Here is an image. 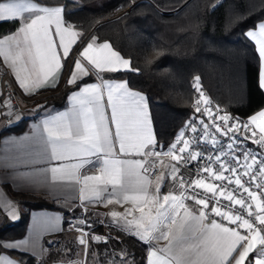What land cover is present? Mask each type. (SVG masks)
Returning a JSON list of instances; mask_svg holds the SVG:
<instances>
[{
    "label": "snow or ice",
    "instance_id": "6c2138e0",
    "mask_svg": "<svg viewBox=\"0 0 264 264\" xmlns=\"http://www.w3.org/2000/svg\"><path fill=\"white\" fill-rule=\"evenodd\" d=\"M63 12L47 0H0V23L19 25L0 38V57L26 93L62 74V59L72 58L73 46L82 37L65 21ZM254 28L245 35L256 44L261 61L259 83L264 88V20ZM96 40L93 37L74 59L67 83L79 90L69 97L71 106L47 115L30 134L5 140L16 154L0 157V167L11 169L13 180L24 185L53 190L58 184L71 190L79 186L82 204L131 203L133 207L123 213L109 215L117 224L123 221L121 231L147 246V264H264V153L242 147L251 138L264 149V111L246 123H232L235 118L221 115L218 107L213 112L211 100L201 91L193 106L208 122L199 119L198 126L197 119H191L185 125L194 134L191 139L181 130L166 151L157 150L145 96L130 89L127 81L110 82L101 75L139 70L110 43L97 44ZM93 75L100 82L85 84L84 78ZM106 108L111 109L110 118ZM241 130L244 140L238 135ZM162 157L174 163L165 164ZM49 161L57 163L51 168L36 167ZM194 161H203L195 166V173ZM158 164L169 171L156 177L153 192L150 177ZM89 165L98 166V174L81 175ZM21 167L30 170L20 171ZM166 175L171 176L173 189L161 194ZM188 201L199 207H189ZM3 206L11 208V203ZM9 214L14 217V209ZM56 220L39 219L36 239L0 242V248L34 251L39 236L51 230ZM78 239L86 257L90 240L108 238L81 231ZM154 241L163 243L157 247ZM122 252V258L112 253L113 258L94 264H133L127 251ZM0 264L18 262L0 255ZM67 264L87 261L69 260Z\"/></svg>",
    "mask_w": 264,
    "mask_h": 264
},
{
    "label": "trees",
    "instance_id": "16d2710c",
    "mask_svg": "<svg viewBox=\"0 0 264 264\" xmlns=\"http://www.w3.org/2000/svg\"><path fill=\"white\" fill-rule=\"evenodd\" d=\"M64 9L66 22L98 41H106L131 67L139 71L108 73L123 79L130 89L143 94L148 102L157 149L170 145L189 115V82L198 75L214 102L231 117L243 120L264 108V92L258 83L259 58L245 32L264 18V0H47ZM134 3L131 7L130 5ZM129 11L124 12L127 8ZM107 20V21H105ZM96 25L98 22H101ZM96 25V26H95ZM75 87V86H74ZM72 87L63 85L32 105L63 108ZM26 119L1 129L18 131ZM6 195L22 207L19 218L11 221L0 212V241L23 235L29 212L61 210L46 196L12 191ZM106 243H90L103 262L109 254L126 250L133 264H144L146 246L131 237L115 235ZM80 251L75 236L65 228L44 240L39 259L22 252L0 248L20 264H56L72 260Z\"/></svg>",
    "mask_w": 264,
    "mask_h": 264
},
{
    "label": "crops",
    "instance_id": "0c3cea01",
    "mask_svg": "<svg viewBox=\"0 0 264 264\" xmlns=\"http://www.w3.org/2000/svg\"><path fill=\"white\" fill-rule=\"evenodd\" d=\"M50 6H60V5H50ZM60 7H62V6H60ZM262 20H264V18ZM67 23L72 25L69 22H67ZM18 26H19L18 24H13L11 22L0 23V38H2L4 35L10 34L11 32H14ZM248 30H250V29H248ZM251 30H255V28L253 27V28H251ZM53 31H54V28H53ZM92 38H93V36H91L88 33L82 40L78 39L77 45L73 46L74 50L71 53L72 58L68 59L66 61L62 59V64H63L62 74L57 73L56 77L51 78L47 84L41 85L39 88H33L29 93H26L25 90L19 86V82L16 80L15 75L11 72V69L7 65L4 64L3 57H0V64L3 66L4 70L11 76L13 82L18 87L20 92L26 96H33V95H35L39 92H43V91H48V92H50V94H52L54 92H57V90H59V88L62 87L63 85H67L69 87H72L71 92L67 96L66 105L63 108H53V107L47 106V107H42L41 109H38L39 106L41 105L40 103L35 104V105H32L30 103L29 104L25 103L22 107V110L17 114L7 115L0 110V131H1V129L16 125L19 121H21L23 119L27 120L22 129H20L18 131H6V132L0 134V157L12 156V155L16 154V149L14 148V146L11 144L5 145V143H4L5 140H12L13 138L24 136L25 134H30L32 132L33 128L37 125H40L41 121L47 115H49V114L54 115L56 112H63L71 106V101H70L69 97L72 95L73 92H76L79 90L75 85H69L67 83V80L70 77V70L73 68L74 59L76 58V57H73V53L76 52V54L78 55V52L80 50H82V48L84 46H86L87 43L92 40ZM246 38L253 43L255 50H256V53H257L258 58H259V53L257 51V47H256L255 42L252 41L248 37H246ZM58 42L59 41L57 38V43ZM104 42H106V41L96 40L97 44L104 43ZM60 54L62 56V50H61ZM260 67H261V61L259 58L258 83H259V79H260ZM120 71H128V70L121 69ZM101 75L105 79H108L110 82H124L125 81L123 79H114V78L108 76V72L101 73ZM84 83L85 84H91V83H97V82L91 76V78L85 77ZM81 86H83V85H81ZM259 86H260V83H259ZM260 88L264 92V88H262L261 86H260ZM145 100H146V98H145ZM105 102H106V96H105ZM146 104H147L149 116H150L151 121H152L153 134L156 138V134H155V130H154V123H153V120H152V117L150 114V109H149L147 100H146ZM260 111H264V108L255 112L254 114L249 116L247 119L249 120L250 117H252L253 115H256ZM106 115L110 118V116H111V109L110 108H106ZM113 130H114V128H113ZM179 131L177 132V134H179ZM257 132L259 133L258 129H257ZM156 140H157V138H156ZM56 163L57 162H55V161H49L47 163L39 164L36 167L51 168V167L55 166ZM29 170H30L29 168H25V167L20 168V171H29ZM168 171H169L168 168H164V167L160 166L159 173L157 176H159L161 174V172H164L167 174ZM95 174H98V166L93 168L89 165V166H86L84 169L81 170V175H95ZM47 176H48L49 182H51V173L48 172ZM157 176H155L154 178H151V180L153 181L151 190L153 192L155 191L156 177ZM170 182H171V176L166 175V180H165V183L161 189V194H166L169 191H171ZM3 185H7L12 191H15V192L35 193V194L44 195L50 201H52L55 205H57L58 207L61 208V210L38 209V210L30 211L23 235L19 238L4 239V240L0 241V242H15V241L23 240L26 237L31 238V239H36L35 225H36L37 220L45 218V217H55V218H57V220H56L54 227L51 230H49L48 232H45L43 235L39 236L38 245L35 247L34 251L33 250L25 251L24 247L17 248V249H5V250H10V251L13 250V251L29 254V255L39 259L42 255L41 246L43 248L44 240L52 238L53 236L59 234L63 230L65 218L69 214V212L70 211H72V212L77 211L75 204L77 201H80V199H79V186H77L75 190H71V189H68V188L63 187L62 185L58 184L57 188L55 190H53V189L45 188L42 186L24 185L19 180H13L11 169H4L3 167H0V212L4 213L7 216V218L10 219L11 221H16L19 218V215L22 211V207L17 205L14 201H12L6 195L4 188H3ZM65 193H68L67 198L65 197ZM105 199H107V196L105 197ZM8 202L11 203V208H5L3 206L5 203H8ZM83 205L86 206L87 208H89L90 210L95 209V210L103 212L105 215V219L108 222V224L112 225V226L106 227L105 230L98 229L96 231L97 234L98 233H104V235L108 238L105 242L100 240L97 243H106L109 239L116 238L115 235L118 234V235L131 237L132 239L144 244L142 241H139L138 237H135L134 235H130L127 232L121 231V225L123 224V221H120L119 224H117L116 222L113 221V218L109 215V213L112 211H117V212L123 213L126 208H132L133 207V205L131 203L119 204V203L114 202L112 204L105 205L104 203H101V202L89 203V202L85 201L83 203ZM188 205H189V207H192L194 209H197L199 207V206H196L194 204V202H188ZM13 209L15 211L14 217H13V215L9 214ZM135 215L139 216V213L136 212ZM128 219H132V217L129 216ZM93 236H96V235H93ZM76 242H77V240H76ZM89 243H93L92 240H90ZM97 243H93V244H97ZM153 243L157 247H159L162 245L163 242L157 243L154 241ZM78 246L81 247L80 245H78ZM27 247H30V246H27ZM94 251L96 252V260H97V250L95 249V250H93V252ZM120 253L123 254V252L120 251V252H117L116 255L118 256ZM0 255H3V256H5V257H7L13 261H17L16 258L9 253L2 252V253H0ZM18 264H20V262H18ZM144 264H147V246H146L145 255H144Z\"/></svg>",
    "mask_w": 264,
    "mask_h": 264
},
{
    "label": "built area",
    "instance_id": "2783aa9c",
    "mask_svg": "<svg viewBox=\"0 0 264 264\" xmlns=\"http://www.w3.org/2000/svg\"><path fill=\"white\" fill-rule=\"evenodd\" d=\"M76 56H77V54H76V52H74L73 57H76ZM92 77L94 78V80L97 83L100 82L99 79L95 75H93ZM197 78H199L198 84H197ZM189 87H190V91H191V101L189 103L190 112H189L188 118L184 122L179 133L181 132V130H183L185 132V138L191 139L194 134L185 126L186 123L189 122L193 118L197 119L198 126H199V119H204L205 122H208V117H201V115L199 113L195 112V108L193 106L195 101L199 98L201 91L205 94V96L207 98H209L211 100V102H212L211 108L213 109V112H215V110L218 107L221 115H224V114L229 115V114L223 108L218 106L214 102V100L210 97L208 92L204 89L202 82H201V79L198 75L192 76V78L190 79V82H189ZM197 88H199V91L197 90ZM48 95H50V92H48V91L39 92L33 96L24 95L23 93L20 92L18 87L15 85L11 76L4 70L3 66L0 64V110L2 112H4L5 114H7V115L17 114L22 110V107L25 103L32 104L33 102H35V101H37V100H39L45 96H48ZM201 106L203 107V104ZM237 120L241 123H246L249 121L247 118L243 119V120H239V119L235 118L234 120H232L230 122L234 123ZM252 127L253 126H251V125L249 127V137L251 136V128ZM238 135L240 136L241 140H244L243 130H241L240 133H238ZM258 135H259V133H258ZM257 138H258V136H257ZM225 142H226V138H225ZM168 146H166L162 149L166 151ZM209 147H210V145H209ZM242 147L251 149L254 152H256L258 155L261 153H264V149H262L257 144L253 143V140L251 138L244 140ZM157 150H160V149H157ZM161 159L164 160L165 164L174 163V162L170 161V158H168V157H162ZM198 163H203V161L192 162L191 166H192L193 173H195V171H196L195 166ZM159 168H160V165L158 164L155 173L150 178H154L155 176L158 175ZM204 175L206 176V174H204ZM170 188H171V190L173 189L172 179L170 182ZM197 191H202V190H197ZM188 202H193V201H188ZM75 205H76L77 211L76 212L70 211L69 214L66 216L65 228L67 231L72 232L75 235V238L77 240L78 245H80L78 238L81 236V231L84 233H88L90 236L96 235V236H99L102 238H107L104 235V233H98V234L96 233V231L98 229L105 230L106 227L112 226V225L108 224V222L106 221L104 213L101 211L95 210V209L90 210L89 208L84 206L80 201H77ZM211 215L212 214L210 213V216ZM212 218H216V217H212ZM216 219H219V218H216ZM81 221H84V223H81ZM225 223H227V222H225ZM77 228H79L81 231H78ZM106 240L107 239H101V241H103V242H105ZM80 246L84 249L83 245H80ZM83 256H84V252H83Z\"/></svg>",
    "mask_w": 264,
    "mask_h": 264
},
{
    "label": "rangeland",
    "instance_id": "374dc122",
    "mask_svg": "<svg viewBox=\"0 0 264 264\" xmlns=\"http://www.w3.org/2000/svg\"><path fill=\"white\" fill-rule=\"evenodd\" d=\"M76 239V238H75ZM93 243H97L98 241H95V240H92ZM80 254L79 256L77 254ZM76 254V256L73 258V260H77V259H80V260H85V257L83 256V248L80 247V251ZM95 254V255H93ZM118 256H120L121 258L123 257V254L120 253ZM69 260L67 261H61L57 264H67ZM94 261H96V252L94 251L91 255V258L87 261V264H94Z\"/></svg>",
    "mask_w": 264,
    "mask_h": 264
},
{
    "label": "water",
    "instance_id": "95a60500",
    "mask_svg": "<svg viewBox=\"0 0 264 264\" xmlns=\"http://www.w3.org/2000/svg\"><path fill=\"white\" fill-rule=\"evenodd\" d=\"M134 3H132L131 5H130V7L133 5ZM130 7L129 8H127L126 10H124V12H127V11H129V9H130ZM105 21H107V20H105ZM103 21H101V22H98L96 25H98L99 23H102ZM95 25V26H96Z\"/></svg>",
    "mask_w": 264,
    "mask_h": 264
}]
</instances>
